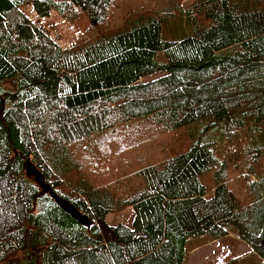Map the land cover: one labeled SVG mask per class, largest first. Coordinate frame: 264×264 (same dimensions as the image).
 <instances>
[{
  "label": "trees",
  "instance_id": "obj_1",
  "mask_svg": "<svg viewBox=\"0 0 264 264\" xmlns=\"http://www.w3.org/2000/svg\"><path fill=\"white\" fill-rule=\"evenodd\" d=\"M118 1L0 0V264H185L193 238L231 233L264 264V0H167L109 28ZM29 4L87 28L62 47ZM155 129L189 145L158 149ZM126 207L130 225L106 223Z\"/></svg>",
  "mask_w": 264,
  "mask_h": 264
},
{
  "label": "rangeland",
  "instance_id": "obj_2",
  "mask_svg": "<svg viewBox=\"0 0 264 264\" xmlns=\"http://www.w3.org/2000/svg\"><path fill=\"white\" fill-rule=\"evenodd\" d=\"M181 1L185 4V6L189 4V0ZM167 2V0H119L115 4L117 8H115L114 11L109 10V15H113L111 19H109V28L116 29L118 26H124L126 20L134 14L158 13L160 10V4H166ZM22 9L34 22L44 25L62 47L71 46L88 25L87 21L83 19L84 22H82V24L79 26L77 24L79 22L78 15L77 18L72 16L70 19H68L67 17L61 16L58 12L52 11L49 17H40L30 4L22 6ZM175 20L176 24H178L180 21L184 22V19H181L180 17L176 18ZM159 75L160 74H153L147 76L148 79L144 80L156 78ZM124 132L125 131H121L120 135H123ZM151 137L153 139H157L158 141H162L161 144L157 145L158 149H160L161 146L162 148L164 146H168L170 150V143L172 146L177 147L178 151L181 150V148L186 149L190 142V139L184 130L176 132L175 135H169L167 132H161L160 130L155 129L151 132ZM131 138L132 142H129L127 145L135 146L136 140H134V136ZM147 138H149V136H147ZM120 139L121 138L119 136L115 138L116 141H119ZM121 148L122 146H120L117 151H120ZM91 181L94 185L103 183V180L97 178L91 179ZM201 181L206 186L208 197H211L216 186L213 171L202 175ZM71 183L75 182L71 181ZM71 183H65V187H61H64L66 192L75 194L76 192L71 189L73 186L75 187V184L70 187ZM133 215L134 208L126 207L109 213L106 216V223L108 225H130ZM220 252L227 253V255L231 258L237 257L239 264H245L242 263L241 260L246 261L251 257L254 261H260V259L255 254H253V249L248 243L240 239L235 233H231V235L223 239H215L208 235H200L196 238H193L189 245L188 256L185 264H211L213 263L212 261L215 260V256ZM19 256L20 255L17 257ZM18 263L19 262H16L14 264Z\"/></svg>",
  "mask_w": 264,
  "mask_h": 264
},
{
  "label": "water",
  "instance_id": "obj_3",
  "mask_svg": "<svg viewBox=\"0 0 264 264\" xmlns=\"http://www.w3.org/2000/svg\"><path fill=\"white\" fill-rule=\"evenodd\" d=\"M25 168L27 175L34 177L35 181L41 186L44 190L43 193L49 192L51 196L56 200L59 206L65 210L68 214L74 217L81 225L91 226L92 219L81 210H79L75 205L66 200L64 197L60 196L51 186V184L46 183L42 172L33 164L31 159L25 161Z\"/></svg>",
  "mask_w": 264,
  "mask_h": 264
}]
</instances>
